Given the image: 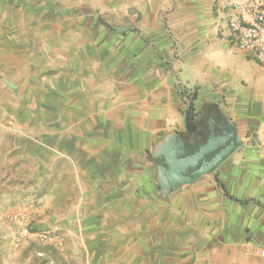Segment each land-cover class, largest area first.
<instances>
[{
  "label": "crops",
  "instance_id": "obj_1",
  "mask_svg": "<svg viewBox=\"0 0 264 264\" xmlns=\"http://www.w3.org/2000/svg\"><path fill=\"white\" fill-rule=\"evenodd\" d=\"M87 2H80L87 15L99 13L94 23L105 15L118 28L117 50L106 62L104 52L96 60L92 51L71 53L48 79L68 99V110L51 117L49 153L83 177L52 181L56 218L72 235L68 264H264V148L254 142L264 130V66L227 41V0ZM176 77L196 90L193 132ZM115 121L129 123L133 151L111 134L106 123ZM138 132L161 138L163 167L172 152L179 158L209 147L211 159L236 147L177 191L141 196L137 181L118 174L119 164L136 163Z\"/></svg>",
  "mask_w": 264,
  "mask_h": 264
},
{
  "label": "rangeland",
  "instance_id": "obj_2",
  "mask_svg": "<svg viewBox=\"0 0 264 264\" xmlns=\"http://www.w3.org/2000/svg\"><path fill=\"white\" fill-rule=\"evenodd\" d=\"M81 1L90 4L88 0H0V264H48L49 260L68 264L70 260L67 247L72 235L65 233L64 219L56 218L62 213L55 211L52 181H82L83 177L65 160L54 162L49 153L51 117L68 110L64 106L68 99L66 91L56 89L48 79L54 78V70L63 68L71 53L92 51L96 60V53L104 52L105 62L109 61L117 50L113 51L112 33L118 29L103 14V23H94L98 11L87 15ZM87 86L92 94L90 80ZM84 109L92 108L85 105ZM106 124L111 134H121L117 139L121 149L133 151L129 123ZM77 140L85 144L89 139L80 134ZM160 142L159 136L138 132L136 163L119 164V179L137 181L138 195L156 197L172 190L166 191L160 182L166 177ZM110 172L106 171V181ZM179 188L174 187L175 191ZM16 213L21 218L18 223L11 219ZM25 224L28 232L21 235ZM141 224L143 219L138 218L137 225ZM144 236L137 234L141 239Z\"/></svg>",
  "mask_w": 264,
  "mask_h": 264
},
{
  "label": "built area",
  "instance_id": "obj_3",
  "mask_svg": "<svg viewBox=\"0 0 264 264\" xmlns=\"http://www.w3.org/2000/svg\"><path fill=\"white\" fill-rule=\"evenodd\" d=\"M225 9V35L230 45L245 52L250 59L264 66V0H227L221 6ZM175 88L181 99V111H188L196 95L193 87L186 85L179 77L175 78ZM255 144L264 148V130L256 135ZM13 222H20V214H13ZM27 224L21 229L20 234L26 235ZM43 257L42 252L37 253ZM55 264L54 261H47Z\"/></svg>",
  "mask_w": 264,
  "mask_h": 264
},
{
  "label": "water",
  "instance_id": "obj_4",
  "mask_svg": "<svg viewBox=\"0 0 264 264\" xmlns=\"http://www.w3.org/2000/svg\"><path fill=\"white\" fill-rule=\"evenodd\" d=\"M235 147L232 142L218 151L211 159H207V156L212 152L209 147L185 157L181 155L178 158L173 152L167 154L165 156L166 167L164 168L166 177L164 184L161 182V185L166 186L165 190L169 191L181 183L192 182L201 175L212 172ZM200 162L201 164H199ZM190 170L191 172H189Z\"/></svg>",
  "mask_w": 264,
  "mask_h": 264
},
{
  "label": "trees",
  "instance_id": "obj_5",
  "mask_svg": "<svg viewBox=\"0 0 264 264\" xmlns=\"http://www.w3.org/2000/svg\"><path fill=\"white\" fill-rule=\"evenodd\" d=\"M195 116L196 115L194 113L193 106L190 105L188 111L185 114L186 127H187L188 131H190V132L194 131V126L192 127V125H193Z\"/></svg>",
  "mask_w": 264,
  "mask_h": 264
}]
</instances>
